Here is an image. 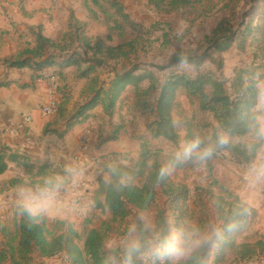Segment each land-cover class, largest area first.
Listing matches in <instances>:
<instances>
[{"label": "trees", "instance_id": "16d2710c", "mask_svg": "<svg viewBox=\"0 0 264 264\" xmlns=\"http://www.w3.org/2000/svg\"><path fill=\"white\" fill-rule=\"evenodd\" d=\"M127 1L130 0H84V3L99 12L102 24L109 32H115L119 36L123 35V29L141 33L142 25L129 17ZM214 1L147 0V3L156 12L164 13L166 6L173 12L189 7L203 8L205 3L210 5ZM216 1L208 13L218 5H221V11H234L241 0ZM255 1L259 3L260 0ZM221 29L220 24L213 34L217 35ZM32 34L35 39L34 46H28L17 56L8 59L5 66L11 69H29L37 75L51 69L52 76L58 78L59 82H63L64 69L75 67L77 78L86 81L79 101L71 110L69 118H66L64 134L81 124L96 107H101L106 117L112 116L118 103L123 102L121 96L131 88L135 90L136 108L141 111L146 122V135L151 140L174 142L177 132L172 111L176 95L182 91L188 98L196 100L200 112L211 115L219 130L227 133L230 139H250L246 144L229 143L224 147L233 164L250 166L261 153L263 140L259 134V112L256 107L261 92L260 84L264 80L263 73L258 74V71L264 70L262 39H254L257 41V48L253 53V65L236 70L229 87L226 82L217 80L211 74L196 78L173 74L165 79L159 89L157 104L154 106L147 100L151 92H157L150 74L138 76L135 70L124 74L116 73L105 84L96 73L97 69L102 70L108 63L120 64L130 61L132 56L138 53V38L117 46L110 43L109 36L106 40L92 39L88 36L85 25L77 22L73 16L70 17L66 33L57 41L46 39L41 28ZM224 39L225 37H221L213 42L216 51L229 48V42H221ZM87 56L102 60V65H91L85 60ZM145 81H149L150 86L140 91L139 85ZM7 86L9 84H0V88ZM62 96L66 103L69 99L63 93ZM119 129L105 141L100 137L99 144L116 141ZM144 145L145 142L142 144V150L145 149ZM39 165L40 163L32 161L20 151L6 146L0 138V175L5 174L10 166H14L26 175L28 184L23 181L22 186L30 189L43 186L48 178L69 177L60 167ZM162 168L161 164L155 163L143 182L135 185L131 180L133 172L129 168L120 164H107L103 174L107 176L108 181H98V195H102V205L98 207L109 219L103 221L99 229L83 234H79L72 225L64 221L47 222L39 216L33 218L23 208H17L12 220L0 225V264H44V260L58 257H65L66 264H118L120 249L108 250L107 243L113 236L125 234L133 213L147 212L158 205L161 198L164 199L162 206L168 211L166 217L173 218L174 215L176 219L172 226H168L169 230L173 226L186 224L187 220L195 218L199 210L200 226L211 220L213 223L221 222V225L217 226V233L200 246L184 264H204L211 248L213 264H244L264 259V236H257V240L251 243L238 242V238L249 226L253 211L234 193L223 189L219 195L214 191H204L203 194L196 192L192 195L185 185L171 179L169 174L161 178ZM15 184H18L17 180H11L4 185L10 187ZM163 214L160 211L155 218L156 231L160 235L168 233ZM138 216H135L134 222L138 221Z\"/></svg>", "mask_w": 264, "mask_h": 264}, {"label": "rangeland", "instance_id": "374dc122", "mask_svg": "<svg viewBox=\"0 0 264 264\" xmlns=\"http://www.w3.org/2000/svg\"><path fill=\"white\" fill-rule=\"evenodd\" d=\"M165 1L170 2L171 0ZM53 2H55V4L52 5L53 11L49 14V17H51L49 19V29H51L52 35L55 39L57 38V40L60 39L61 35L68 27L67 24L66 29L62 31L65 27L68 12L70 10H74L77 19L88 23L91 36H100L104 40L109 36L111 40L110 43L114 46L125 44L130 40L138 38V53L132 56L130 61L121 62L120 64L108 63L102 70L97 69L96 73L101 76V80L105 84L116 73L124 74L127 71L135 70L138 76L150 74L152 76L153 85L157 88V92H151L147 100L154 106L157 104L159 89L163 85L165 79L173 74L186 75L192 78L211 74L217 80L226 82L227 87H229L235 77L234 73L236 70L250 68L253 65V53L257 48V41L254 39H262L264 43V0H260L259 3L255 0H241L234 11H221L219 10L221 5H218L211 13H208V10L217 2L216 0L210 5L205 3L203 8L189 7L173 12L170 11V7L166 6L164 13H159L152 9L148 5L147 0H130L126 2L129 17L142 25L143 31L141 33H133L129 29H123L124 33L121 36L115 32L105 30L104 26H101L95 19L91 20L84 11L81 0H55ZM35 12L36 11H34L33 14H36ZM25 19L28 18H24V20L19 22L21 31L24 30L22 25L25 23ZM220 24L222 29L217 35H214V31ZM6 28H8L7 24ZM30 34V31H24L22 34L18 33V36L22 40L19 50L23 51L27 47L24 42L28 40ZM221 37H225L221 42H229V48L225 51H216L212 44L216 39ZM87 59L95 58L87 56L85 60ZM259 73H263L264 76V70L258 71V74ZM51 74H53V71ZM61 83L62 82H59L58 84L59 91L61 90ZM263 84L264 80L260 86L262 87ZM149 86V81L142 82L139 85L140 91L147 89ZM79 87L78 85L74 86L73 90L75 94L79 92ZM60 95H62V93H60ZM67 98L71 100L69 96ZM121 98L123 102L118 103L117 108L114 110V114L110 117L107 116L108 118L106 117V119L108 120L103 116L102 119L104 121L101 119L104 134L111 137L115 130L120 128L118 134L122 131L123 142H117L112 148L109 149V147H107L102 151V148L99 147L100 144H98L97 138L96 149L98 153L96 155L94 177L99 183L102 180L108 181L107 176L103 174V170L107 164H120L126 166L133 172L131 180L135 185H139L143 182L155 163H159L163 167L168 165L169 162L174 159L175 153L179 150L181 145L191 140L192 136H199L204 144H202L201 147H204L208 144L215 143L217 135L221 133L217 123L212 119V116L200 112L197 101L188 98L184 92L181 91L176 95V102L172 111L177 139L174 142L151 140L145 133V119L142 117L141 111L136 108L135 90L130 88ZM61 103L62 102H60V104ZM70 110L71 108L64 110L63 117L68 119L71 112ZM57 115H59V111L56 113V116ZM141 138H143V141H141ZM249 141V138L245 140L229 138V143L234 144H246ZM144 142L145 149L142 150V144ZM49 144L53 145L54 142H49ZM228 144L223 146L217 144L211 157L203 162L190 159L177 164L168 173L169 176L174 181L185 185L192 195L196 192L203 194L204 191H214L219 195L223 189H227L223 185H220L214 178L218 163H221L220 167L229 169V178L236 181L238 185V176L241 172L238 173V170L236 172L234 168L235 164L231 162L228 153L224 149ZM46 160H39V166H47V164H49L54 165L56 168L60 167L57 166V161H53L52 163ZM61 170H63V168H61ZM222 172L224 171L222 170ZM67 173L68 175L70 174L69 172ZM18 177L20 176L18 175ZM58 179H60V177ZM63 179L66 183L67 180L65 178ZM13 180H17L18 182V184L13 185L14 188L30 189L26 186H22L23 181L28 184V181L24 177ZM8 182L10 181H0V225L5 224L7 221H11L13 213L17 208H23V206L20 205V201H23L21 197L16 196L17 199H14V202L12 201L11 203L5 201L8 189L13 187L4 185ZM214 182H216V186H214ZM226 183V181H223V184L226 185ZM239 187L243 188L244 186ZM85 189L86 187L79 190V192L74 189L73 197L78 194L82 196L80 205L77 208L82 210L83 207L85 209L86 205V212L82 211L83 213L81 216L76 215L78 220L66 222L72 225L79 234H83L89 230H97L101 227L103 221L109 219V216L103 213L102 210L99 209L100 207H98L102 205V195H98L99 185L92 191L90 200L86 199L87 189ZM262 192L264 194V188ZM60 194L65 195V192ZM223 195L225 194L223 193ZM60 197H62V195H60ZM161 199L160 201L158 200V205L153 206L147 212L140 214L133 213L132 216H130L131 219H129L128 224L134 222L135 216L144 214L152 219L155 228H157L155 218L158 212L162 211L164 213V224L169 232L168 226H172L173 222H176V219L174 215L173 218L166 217L168 211L165 206H162L164 199ZM192 203L193 202H191V204ZM70 207L77 209L72 204ZM67 209H69V207ZM250 209L253 211V217L249 219L247 230L238 238L239 243H251L257 240V236H264V214L258 213L252 208ZM183 211L185 210L183 209ZM199 211L195 215V218L187 220L186 224H196L200 226L198 223L200 218ZM39 218L47 222L57 221L42 216H39ZM219 225H221V222L213 223L211 220L203 223L200 227L210 239L213 234L217 233V226ZM125 227L126 225L123 226V228ZM123 236H113L106 245L107 249H120L121 238ZM212 251L213 248L209 250V255L204 264H213L214 258ZM43 263L66 264L65 257L45 260ZM34 264H40V262H35ZM244 264H264V259H258Z\"/></svg>", "mask_w": 264, "mask_h": 264}, {"label": "crops", "instance_id": "0c3cea01", "mask_svg": "<svg viewBox=\"0 0 264 264\" xmlns=\"http://www.w3.org/2000/svg\"><path fill=\"white\" fill-rule=\"evenodd\" d=\"M53 1L55 0H0L2 2L0 3V84H9L7 87L0 88V138L6 146L20 151L32 161L36 163L39 160L43 161L46 159V161L52 163L53 161H57V166L70 173L68 179H66L67 182L64 183L63 188L57 195L58 198H55V204L53 203L45 213L40 215L44 218L68 222L78 220L75 214L76 209L70 206L71 204L73 205L76 198H79V204L77 206L73 205L77 208L80 205L82 197L80 194L73 197V190L76 189L79 192L78 188L84 189L86 187V199L90 200L92 191L98 187V180L96 181L94 177L95 161L98 153L96 141L98 138L99 144L100 137L103 136L102 141H105L108 137L102 130V121H104L102 116L105 119L106 116L103 114L101 107H96L86 116L87 118L81 124L64 134L66 129V117H63L64 110L73 109L74 105L79 101L86 84L85 80L77 78V68L70 67L64 69L62 73L63 82L61 83L60 93L62 92L66 97L69 96L71 100L65 103L64 100L62 101L63 96H61V102L63 103L59 115H54L51 118H41L37 114V109L47 102V82L53 70L47 69L37 75L29 69H11L5 66V62L8 59L22 52V50H19L22 40L18 36V33L22 34L24 31H30L31 34L28 40L24 42L27 47L34 46L35 39L32 32H36L38 28H41L42 35L46 39L57 40L52 35L51 29H49V19L51 18L49 14L53 11L52 5L55 4ZM81 2L84 11L91 20L95 19L102 26V18L99 12L92 6H86L84 0H81ZM34 11H36V14H33ZM71 16L77 22L85 25L90 38L104 40L100 36H91L88 23L77 19L74 10L68 12L67 21L62 31L66 29L67 24L69 26ZM24 18L28 19H25L26 24L22 22L24 30L21 31L19 22L24 20ZM6 24L8 28H6ZM104 28L107 30L105 26ZM75 85L80 86L79 92L76 94L73 90ZM260 90L256 111L259 112L258 122L261 128V126H264V84L262 87L260 86ZM33 110L35 111L33 112L34 115H32L31 122L26 123L27 114ZM84 133L90 134L87 137V150L81 151L82 144L80 140ZM117 137L116 141L106 142L99 145V147L104 151L107 147L109 149L112 148L117 142L122 143V131ZM262 140L261 153L252 165L247 167L234 165L236 172L237 170L238 173L243 171L247 175L243 188L239 187L236 181L229 178V169L221 168V163H218L214 178L220 185H223L234 193L245 206L264 214V194L262 192L264 188V175H257L256 172L258 168L264 169V136H262ZM49 142H54V144L50 145ZM23 177L26 179V175L22 170L10 166L5 174L0 175V181H11ZM223 181L227 182L226 185L223 184ZM33 190L35 189H19L13 186L8 189L5 201L9 203L14 202V199H17L16 196L23 199L21 193ZM63 192H65V195L60 194ZM22 204L23 201H20L21 206ZM68 207L69 209H67ZM82 211L86 212V205Z\"/></svg>", "mask_w": 264, "mask_h": 264}, {"label": "clouds", "instance_id": "9594fccd", "mask_svg": "<svg viewBox=\"0 0 264 264\" xmlns=\"http://www.w3.org/2000/svg\"><path fill=\"white\" fill-rule=\"evenodd\" d=\"M259 134L264 136V126H261ZM228 143L229 136L224 132L217 135L215 143L205 147H201L203 141L199 136L194 137L181 145L174 159L161 169V178L179 163L190 159L200 162L207 160L217 144L223 146ZM256 172L257 175H264V169L258 168ZM64 183L63 178H48L43 186L21 193L23 208L33 218L45 213L54 203ZM208 239L205 231L196 224L182 223L173 226L166 235H160L152 219L141 214L137 222L128 225L121 238L118 264H184Z\"/></svg>", "mask_w": 264, "mask_h": 264}, {"label": "built area", "instance_id": "2783aa9c", "mask_svg": "<svg viewBox=\"0 0 264 264\" xmlns=\"http://www.w3.org/2000/svg\"><path fill=\"white\" fill-rule=\"evenodd\" d=\"M48 88H47V102L44 103L43 105H41L38 109H37V114H39L41 117L44 118H50L53 117L54 115H56V113L58 112L59 106H60V102L62 99V95H60V91L58 88V84H59V79L54 77V76H50L48 79ZM35 110H33L32 112H29L26 116L25 122L29 123L31 122L32 119V115H34ZM90 133H84L82 138H81V151H85L87 150V137ZM247 180V175L245 173H243V171L240 173V175L238 176V185L239 186H244L245 182ZM78 190H82V188H78ZM58 198V197H56ZM79 203V199L76 198L73 202L74 206H77ZM76 215L77 216H81L82 215V210L80 209H76Z\"/></svg>", "mask_w": 264, "mask_h": 264}, {"label": "water", "instance_id": "95a60500", "mask_svg": "<svg viewBox=\"0 0 264 264\" xmlns=\"http://www.w3.org/2000/svg\"><path fill=\"white\" fill-rule=\"evenodd\" d=\"M86 61L90 64H93V65H97V66L102 65V61L98 60V59H87Z\"/></svg>", "mask_w": 264, "mask_h": 264}]
</instances>
